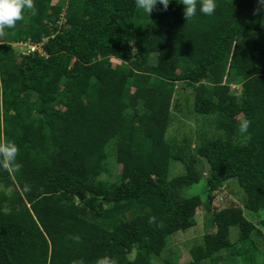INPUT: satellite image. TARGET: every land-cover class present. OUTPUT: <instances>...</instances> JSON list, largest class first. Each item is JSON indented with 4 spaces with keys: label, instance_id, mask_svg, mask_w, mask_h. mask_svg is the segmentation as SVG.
I'll list each match as a JSON object with an SVG mask.
<instances>
[{
    "label": "trees",
    "instance_id": "1",
    "mask_svg": "<svg viewBox=\"0 0 264 264\" xmlns=\"http://www.w3.org/2000/svg\"><path fill=\"white\" fill-rule=\"evenodd\" d=\"M65 1L32 0L0 30V143L18 146L0 165V264H155L200 207L203 242L166 264H240L256 251L264 264V232L244 214L264 211V0H216L187 19L178 0L150 16L135 0ZM27 42L42 50L15 46ZM187 88L217 132L194 148L168 135ZM173 162L184 172L170 178ZM233 179L243 206L217 209ZM201 182L205 199L185 197Z\"/></svg>",
    "mask_w": 264,
    "mask_h": 264
},
{
    "label": "rangeland",
    "instance_id": "2",
    "mask_svg": "<svg viewBox=\"0 0 264 264\" xmlns=\"http://www.w3.org/2000/svg\"><path fill=\"white\" fill-rule=\"evenodd\" d=\"M68 2V0H66ZM65 1V2H66ZM58 2V0H55ZM19 51H26L27 47L22 44L15 45ZM116 62V61H115ZM233 83V82H231ZM233 87L238 88L239 85L233 83ZM179 89H182L179 86ZM193 100L194 94L191 88H187L183 91V93H178L174 98L173 105H178V109L174 108L175 117L174 120L169 127L168 135L171 138H175L177 140H182L184 136H189L193 141V148L198 143L199 136L201 134H208L209 136L216 135L217 132L213 130V127L201 116H198L193 110ZM175 107V106H174ZM204 172L208 174V167L206 163H203L202 166ZM121 170V166L117 164L115 161V157L111 158L110 162V178H113L118 175ZM184 172V167L182 164L178 162H173L170 170V178L176 177L179 174ZM114 179V178H113ZM205 190V184L201 182L200 184L194 185L190 188L185 189V197H190L195 194H201L203 198ZM245 193L241 189L238 184V181L233 179L230 180L225 187L217 193L216 200L214 202V206L217 209H221L229 206H243ZM244 214L247 219L254 222L257 227L264 232V228L262 226L261 221L263 220L264 211L261 213H254L249 210H245ZM210 216L207 215L206 211L203 208H199L196 216V225L191 227L186 231H179L173 234L169 239V244L167 249L162 253L161 256L155 257L153 262L155 264H166L167 261H171L174 263L179 262H188L191 260L190 249L192 246L196 244H201L203 241V236L207 232V223H209ZM230 238L233 241L238 239V227H231V235ZM254 240L256 241L259 249L264 246V236L259 232H255ZM135 252H133L130 257L134 258ZM221 256L224 258H228L229 254L227 251H223ZM262 255L259 254V251H256V255L254 258L249 259L246 262H242L240 264H261L262 263ZM208 264V263H205ZM218 264H226L225 261H221ZM235 264H238L236 262Z\"/></svg>",
    "mask_w": 264,
    "mask_h": 264
},
{
    "label": "clouds",
    "instance_id": "3",
    "mask_svg": "<svg viewBox=\"0 0 264 264\" xmlns=\"http://www.w3.org/2000/svg\"><path fill=\"white\" fill-rule=\"evenodd\" d=\"M136 6L143 9L149 16L157 5H162L166 10L171 0H135ZM184 5L183 14L187 18L195 17L197 12L212 15L217 7L216 0H178ZM33 8L32 0H0V30L11 28L24 16L25 9ZM248 121L244 120L240 128L245 131ZM18 146L14 142L0 143V165L7 167L16 162ZM18 166V165H17ZM98 264H114L110 257H102Z\"/></svg>",
    "mask_w": 264,
    "mask_h": 264
},
{
    "label": "built area",
    "instance_id": "4",
    "mask_svg": "<svg viewBox=\"0 0 264 264\" xmlns=\"http://www.w3.org/2000/svg\"><path fill=\"white\" fill-rule=\"evenodd\" d=\"M22 45L27 47V50L23 51V53H25V54H29V53L37 51V50L38 51L42 50V43L36 44V43L27 42V43H24Z\"/></svg>",
    "mask_w": 264,
    "mask_h": 264
}]
</instances>
